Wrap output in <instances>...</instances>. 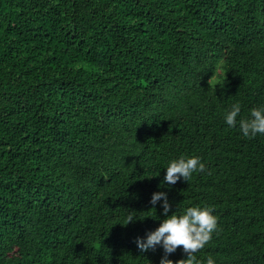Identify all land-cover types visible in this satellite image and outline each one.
<instances>
[{
    "label": "trees",
    "instance_id": "1",
    "mask_svg": "<svg viewBox=\"0 0 264 264\" xmlns=\"http://www.w3.org/2000/svg\"><path fill=\"white\" fill-rule=\"evenodd\" d=\"M237 101L264 105V0H0V264H159L134 242L155 191L212 206L198 258L264 264V134L224 122ZM181 155L205 169L168 186Z\"/></svg>",
    "mask_w": 264,
    "mask_h": 264
},
{
    "label": "clouds",
    "instance_id": "2",
    "mask_svg": "<svg viewBox=\"0 0 264 264\" xmlns=\"http://www.w3.org/2000/svg\"><path fill=\"white\" fill-rule=\"evenodd\" d=\"M240 112L241 105L237 101L225 112L224 122L229 127L239 124L240 131L245 137L264 134V105L252 108L248 118H241L238 121ZM164 169L163 181L171 186L181 179L187 181L193 172L204 171L205 163L198 155L188 157L181 155L169 160ZM158 202L161 204V213L164 218L154 230L146 232L144 237L135 238L137 249L143 253L160 246L163 255L159 259V264H216L212 256L201 260L195 255L218 228L217 217L213 213L212 206L192 205L184 208L180 213L174 211L168 214L171 205L165 191H155L151 194L149 203L153 206L152 209H155ZM137 219L129 212L124 225ZM178 246H182L181 250L186 254V258L174 262L168 257L177 250Z\"/></svg>",
    "mask_w": 264,
    "mask_h": 264
},
{
    "label": "bare ground",
    "instance_id": "3",
    "mask_svg": "<svg viewBox=\"0 0 264 264\" xmlns=\"http://www.w3.org/2000/svg\"><path fill=\"white\" fill-rule=\"evenodd\" d=\"M158 250V249H157Z\"/></svg>",
    "mask_w": 264,
    "mask_h": 264
}]
</instances>
